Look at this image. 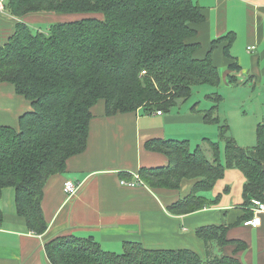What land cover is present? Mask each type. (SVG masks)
Returning <instances> with one entry per match:
<instances>
[{"label":"trees","instance_id":"trees-1","mask_svg":"<svg viewBox=\"0 0 264 264\" xmlns=\"http://www.w3.org/2000/svg\"><path fill=\"white\" fill-rule=\"evenodd\" d=\"M4 7L19 22L0 44V85L13 86L32 110L19 118L17 129L0 125V200L5 189L14 188L17 215L31 233L43 236L49 228L43 190L52 176L65 172L71 157L85 151L93 107L103 102L107 116L138 109L145 115L170 113L198 86L219 89L222 78L212 50L234 36L219 38L205 58L196 59V44L188 40L204 17L193 0H5ZM40 13L75 17L50 24L47 33L33 32L25 18ZM225 55L231 58L229 46ZM229 70L227 80L236 84L239 63L233 60ZM208 98L214 105L203 120L219 125V142L203 139L212 160L203 144L192 149L189 140L153 139L147 149L165 154L168 163L143 168L139 177L153 191L179 192L183 182L195 181L186 196L168 206L173 215H189L217 203L221 195L209 200L203 193L212 191L227 170L238 169L245 177L246 214L237 225L254 218V199L264 201V119L256 127L257 144L243 147L229 123L216 115L222 94ZM3 221L0 207V226ZM230 227L196 231L206 246L205 258L186 248L149 250L139 242H126L122 253H112L92 237H58L45 249L52 264H241L235 256L214 255L210 249L212 244L245 248L243 241L228 239Z\"/></svg>","mask_w":264,"mask_h":264},{"label":"crops","instance_id":"crops-1","mask_svg":"<svg viewBox=\"0 0 264 264\" xmlns=\"http://www.w3.org/2000/svg\"><path fill=\"white\" fill-rule=\"evenodd\" d=\"M193 1L204 17L203 22L193 25L197 33L188 40L196 44V59L205 58L219 38L234 36L231 43L226 40L217 44L212 50V59L218 70L223 69L222 85L228 91L236 86L257 92L259 111L255 113L257 121L253 131L249 124L246 128L247 115L242 116L243 130L237 133L233 132L234 126L229 121L239 145L255 146V126L264 119V0ZM63 17L55 13L32 14L25 22H64ZM18 22L8 11L0 10V44L15 33ZM228 46L231 58L225 55ZM233 60L240 66V71L235 73L236 84L227 80V75L233 73L229 70ZM31 110V103L18 96L13 86L0 85V125L17 129L19 118ZM92 113L85 151L71 157L65 172L52 176L43 190L42 208L49 225L46 234L39 236L28 230L25 221L17 215L16 191L14 188L4 190L0 200L4 213L0 226V264H52L46 243L64 236L92 237L102 250L118 254L123 252L126 242H139L149 250L186 248L205 258L206 246L196 231L204 226L221 225L231 226L227 230L228 239L243 241L246 246L236 250L235 245L220 249L212 244V254L235 256L241 264H264V213H253V217L261 220L258 227L245 226V221L233 225L246 214L243 207L245 177L240 170H227L214 189L204 194L209 200L221 195L217 203L189 215H173L168 206L186 196L195 181L183 182L179 192L153 191L143 184L135 187L122 184L134 180L143 168L167 165V156L147 149V143L153 139H180L176 127L184 116L179 113V118L175 119L173 114L158 115L157 112L145 115L139 109L107 116L103 102L93 107ZM189 117L197 129L182 136H189V141L213 137L212 130L202 126L207 125L203 117ZM68 180L80 184L75 198L65 193L64 185Z\"/></svg>","mask_w":264,"mask_h":264},{"label":"rangeland","instance_id":"rangeland-1","mask_svg":"<svg viewBox=\"0 0 264 264\" xmlns=\"http://www.w3.org/2000/svg\"><path fill=\"white\" fill-rule=\"evenodd\" d=\"M73 17L75 16L65 15L63 18L65 19L64 21L66 22V21H72ZM50 23L52 24L54 22H44V23L29 24V25L31 26L33 32H36V31L47 32V29ZM219 71L221 74L223 73V69L221 67L219 68ZM251 90L252 89L248 87L243 88V87L234 86L228 91V89H226V87H223V85H221L219 89L213 88L211 86H205V85L198 86L197 88H195L193 95L189 101H187L186 103H183L182 105H180L181 104L180 103L177 107L172 109V111L170 112V114H173L176 116L175 119L179 118V116H177L179 115V113L182 116H184V119H182V121L178 123L180 125L176 127L177 132L181 134V136L179 137L180 139L178 140H188L187 137L189 136H182V135L190 134L192 133L191 131H195L197 129L196 127L192 126L189 116L202 117L204 112L210 109L214 105L213 101L210 100L208 96H210L212 93L216 91H218L220 94L222 93V96H223L222 103L219 106V111L216 113V115L219 116L220 119L222 120L223 124H224V121H226L227 123H229L230 121V123H232V125L234 126L233 132L237 133L243 130V124H242L243 121L241 120L242 116L247 115L244 119L247 122L246 128L247 129L249 128L248 126L249 124L250 129H252L253 131L254 125L257 121L256 119L257 116L255 113L259 111V105H258L259 97L257 96L256 91H253V90L251 91ZM224 98L227 99L226 103H225ZM195 105L197 107L196 111L192 109V107H194ZM165 114H168V113H165ZM202 126H207L210 131L212 130L211 133L213 137H208L209 139L219 142V132H218L219 125L218 124L207 123V125H202ZM255 129H256V126H255ZM233 132H231L232 136H233ZM255 138H256V141H255V145H256L257 144L256 135H255ZM198 144L204 145L205 154L207 158L211 160L212 152H211V149L209 148L210 146L207 143H203L202 139L194 140V138H191L190 146L192 149L196 148ZM220 145L223 151L224 143L221 142Z\"/></svg>","mask_w":264,"mask_h":264},{"label":"built area","instance_id":"built-area-1","mask_svg":"<svg viewBox=\"0 0 264 264\" xmlns=\"http://www.w3.org/2000/svg\"><path fill=\"white\" fill-rule=\"evenodd\" d=\"M4 3L5 0H0V10L3 11L4 10ZM145 73V72H144ZM158 115H162L163 113L161 111L157 112ZM122 184L130 186V187H135L138 185H144L143 181L140 179V177L137 175L135 177L134 180L132 181H123ZM80 188V184H76L75 182L68 180L65 182L64 185V190L65 193L68 195L69 198H75L78 194V190ZM252 209H253V213L256 215L262 214L264 213V201L258 200V199H254L252 201ZM261 223V220L259 217H254L251 220H248L245 222L246 226H253V227H258Z\"/></svg>","mask_w":264,"mask_h":264}]
</instances>
